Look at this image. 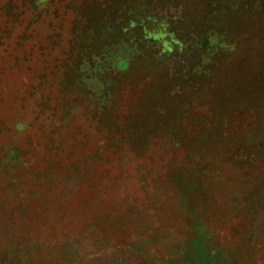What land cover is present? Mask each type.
Segmentation results:
<instances>
[{
  "label": "rangeland",
  "instance_id": "374dc122",
  "mask_svg": "<svg viewBox=\"0 0 264 264\" xmlns=\"http://www.w3.org/2000/svg\"><path fill=\"white\" fill-rule=\"evenodd\" d=\"M194 232L264 264V0H0V264H189Z\"/></svg>",
  "mask_w": 264,
  "mask_h": 264
},
{
  "label": "trees",
  "instance_id": "16d2710c",
  "mask_svg": "<svg viewBox=\"0 0 264 264\" xmlns=\"http://www.w3.org/2000/svg\"><path fill=\"white\" fill-rule=\"evenodd\" d=\"M81 59H84L88 64H81L79 71H77L76 80L80 83V86L86 90V93L91 96L101 95L106 93L109 88V83L106 81L103 72L100 67H108V62L111 58L99 53H82L79 55ZM84 63V62H83ZM110 66V64H109ZM115 67V66H114ZM112 68V67H111ZM81 69V70H80ZM105 72V71H104ZM92 80L99 81V85L90 88ZM199 231V230H196ZM195 236L188 238L183 251L185 255V262L189 264H221L218 252H211L205 234H198L194 232Z\"/></svg>",
  "mask_w": 264,
  "mask_h": 264
}]
</instances>
